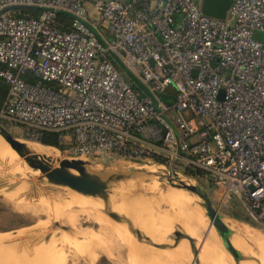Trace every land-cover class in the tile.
Returning <instances> with one entry per match:
<instances>
[{
  "label": "built area",
  "instance_id": "1",
  "mask_svg": "<svg viewBox=\"0 0 264 264\" xmlns=\"http://www.w3.org/2000/svg\"><path fill=\"white\" fill-rule=\"evenodd\" d=\"M205 1L0 0V126L200 174L264 229V0Z\"/></svg>",
  "mask_w": 264,
  "mask_h": 264
},
{
  "label": "rangeland",
  "instance_id": "2",
  "mask_svg": "<svg viewBox=\"0 0 264 264\" xmlns=\"http://www.w3.org/2000/svg\"><path fill=\"white\" fill-rule=\"evenodd\" d=\"M228 4L229 0H206L203 4V12L214 16V14L222 13ZM254 38L264 43V33L256 32ZM121 75L127 80L124 74L121 73ZM0 87L4 88L3 84L0 83ZM6 131L19 143H31V140L19 134L18 129L13 128ZM52 148L57 151L61 158L70 159L71 156L63 154L61 149ZM48 150L56 156L57 160H61L54 150ZM82 159L84 160V158ZM84 162L88 163L86 165L88 173L107 181L108 195L106 200L46 184L32 170H27L21 158L0 138V237H7L5 239H8L20 235L21 237L34 238L41 234L44 239L42 241L46 244L48 243L45 242L47 238L53 244L59 243V246L71 244L72 254L69 255L70 259L68 258L71 260L70 262L76 258H82V264H127L128 262L123 258L126 255L122 256L123 254L119 253L120 247L115 246L112 242L111 234L114 227L118 225L120 231L129 230L127 232L135 238L133 241L139 243L142 241L146 244L149 243V239L144 237L137 228L133 229V226L135 227L137 223L136 226L140 224L147 229V222L152 220V227L149 229L150 236L159 241L164 249L172 250L179 244L187 246L188 252L192 255L190 260L196 263L199 246H196V241L190 237H186L187 244L182 242L187 223L185 219L183 220V217L186 218V216L183 215L180 208H183L182 206L189 207L197 212L199 207L204 205L203 199L172 184L167 176V170L158 162L147 163L121 157L84 160ZM55 166H59V163ZM117 176L118 179L115 178ZM181 179L186 185L198 188L210 201L213 209L231 231L229 242L237 251L238 257H244L250 264H261V262L264 264V261L253 253V250L254 252L258 250L253 245L257 240L255 238L254 241L251 240L255 235L258 236L257 239L260 237L259 241L264 243V229L249 218L242 203L236 198L221 200L220 193L200 174L187 178L181 177ZM54 189H57L58 192ZM155 205H158L157 209ZM204 212L200 223L198 221L192 231V236L197 237L200 244L205 238L208 240L222 238L217 228L212 226L208 220L207 211L204 210ZM72 218L74 223L70 225L69 220ZM88 219L90 220L88 221ZM88 222L101 229V233H96L99 242L97 247H92L82 241V237L90 232ZM123 228L125 229L122 230ZM115 229L117 228L115 227ZM177 233L179 234L178 237L176 236ZM100 237H102L103 242ZM137 238H140L141 241ZM145 251L151 253L150 247H146ZM172 251L169 257H176L175 250ZM3 252L4 250L0 248V264H16V261L13 260L14 257L10 255L4 257ZM209 255L212 256L213 254L205 253L203 256L208 257ZM26 257H22V259L25 260ZM161 257L164 259L167 257V253H162ZM239 258L235 261L229 254L214 259L211 264H244L240 262ZM128 259L133 261L137 259V256L133 253L128 256ZM18 260L20 258H17V264H22L21 260L20 262ZM176 260L177 264L184 263ZM192 261L190 262L192 263Z\"/></svg>",
  "mask_w": 264,
  "mask_h": 264
},
{
  "label": "bare ground",
  "instance_id": "3",
  "mask_svg": "<svg viewBox=\"0 0 264 264\" xmlns=\"http://www.w3.org/2000/svg\"><path fill=\"white\" fill-rule=\"evenodd\" d=\"M0 138H2V140L4 141V143L18 155V153L13 148H11L9 146V144L5 141V139L1 135H0ZM30 142L31 143H24L23 142L22 144H24L26 146V148L30 152H32L33 154H36V155H39V156H45V157L49 158L50 159L49 164L52 167H53L54 164H57V163H59V165H60V163L63 160H65V159L61 158L58 155L57 151L54 148L48 147V146H45V145H42L41 143H36V142H32V141H30ZM36 145H38V146H36ZM48 149L54 150L56 152L57 156L61 160H57L56 156L52 152H50V150H48ZM21 160H22V162H23V164H24V166H25V168L27 170L28 169L29 170H32L46 184L52 185V186H55V187L66 188V189H69V190H71L73 192H77V193H80V192H78L73 185L78 184V182L80 181V178H81L82 174L84 173V171L85 170L86 171L88 170V167L87 166H85V170H84V168L82 169L78 165H69V164L68 165H65L64 166V173H65V176L70 181V183H71L72 186L71 185H69V186H63V185L57 184L55 182H51L46 177V175L44 173H41L40 170L37 167H34L35 162H34V159L33 158L32 159L30 157H28V158H21ZM75 160H82V161H84L82 158L75 159ZM56 161H57V163H55ZM54 190H56L58 192L57 189H54ZM81 194H84V193H81ZM88 196H90V195H88ZM157 204H158V202H157ZM158 205H155L156 206V209L158 208ZM21 206H23V205H21ZM182 207L183 208H180V209L182 210L183 215L186 216V218L183 217V220L185 219V221L187 223V227H186L185 234L184 235L182 234L183 235L182 236V238H183L182 239V242L187 244L186 237L193 238L196 241V246H199L198 247L199 248L198 249L199 250V253H198V256H197V261L195 260L196 263L199 262L200 264H203V263L211 264L214 259H218V258H221L222 256L229 255L230 253L226 249L225 244H224L222 238H213L211 240H208V239L205 238V240L203 241V243L200 244L199 243V239L197 237H193L192 236V231L195 229V227L197 225V222L199 221V223H200L201 219L203 218V216L205 214L203 208L202 207L201 208L199 207V211L196 212L195 209L193 210L192 208H189V207H184V206H182ZM81 210H82V208H81ZM141 210H142V208H141ZM68 213H70V212H68ZM118 213H120V212H118ZM142 215H143V212H142ZM144 215L148 216L147 214H144ZM207 218H208V220H210V218L208 217V215H207ZM89 220L90 219H88V221ZM152 222H153L152 220L147 222V224H148L147 225V229L145 228V226L140 225V224H139V226H142V227L136 226L137 223L136 224L134 223L135 224V227L133 226V229L134 228H137L144 235V237H146L147 239H149V243H146V244H144L140 240V238H137V239H139L141 241L140 243L139 242H136V241H133L135 238L134 237H131V235L128 233L129 230H124L125 228H123L122 230H124V231H120V229L118 228V225L115 226L117 229H115V227H114L113 233L111 234V239H113L112 242H114L115 246H117V247L119 246L120 247V252L119 253L121 255L123 254L122 256H125L126 255V257H123V258L128 262L127 264H177V260L176 259H178L180 261H183L184 262L183 264H189V262L192 261V260H190L192 258V255H191V253L188 252L187 246H183V244H179V245L175 246V248H173L172 250H175V253L177 254L178 257L177 256L176 257H169L170 256V252H173V251L172 250H169V249H164L161 246V244H160L159 241H157L152 236H150L149 229H151V227H152ZM54 223H56V222H54ZM69 223H70V225L74 223L73 218L69 220ZM211 225L212 226H215L214 224H212V222H211ZM59 226H63V225H59ZM40 228L42 229V227H40ZM88 228H89L90 232L88 234H85L82 237V241H84L85 243H87L88 245H90L92 247H97L99 245V242H98V240L96 238V233H98V232L101 233V229L100 228H96V226L90 224L89 222H88ZM63 229H64V227H63ZM37 233L39 234V232H37ZM42 234L44 235V233H42ZM51 234H53V233L51 232ZM230 236H229V238H230ZM254 236H253V238L251 240L254 241L256 239L257 242L255 241L254 244H253V242H251V243L254 245V248H257L258 250H255V252L253 250V253L255 255H258V257H260L264 261V243H262L261 241H259V238L260 237L257 239L258 236L257 237L256 236L254 237ZM5 238H7V237H0V248L4 250V252H3L4 253V257L7 256V255H10V256L14 257L13 260L16 261V264H17V258H20V260H21L22 257H26V256H28V257H26V259L24 258L26 260V262H25V260L22 259L23 260V262L21 260V263L22 264H82V262H83V259L82 258H76L75 260L73 259V258H75V256H77L76 254H74L75 256L73 255V258H71L74 261L70 262L71 260H68L69 255L72 254L71 247H70L71 244L70 245H65V246H59V243L53 244L52 242H50V239H48V238L45 240V242L46 241L48 242L46 244V243L43 242L44 239L42 238L41 234L40 235H36V237H34V238H28V237H24V236L21 237L20 235L14 236V237H11V238H8V239H5ZM100 240L102 241V237H100ZM236 242H238V241H236ZM146 247L147 248L150 247V249H151L150 252L151 253H146V251H145V248ZM133 253L136 254L137 259L136 260H133V261H129L128 256L132 255ZM162 253H167V257H165L163 259L161 257V254ZM205 253H211L213 255L212 256L209 255L208 257H205V256H203ZM111 257L112 258H115L114 256H111ZM194 259H195V257H194ZM20 260H18V262H20ZM239 260H240V262H242L244 264H250V263H247L248 260H246L242 256L239 258ZM30 261H31V263H30ZM88 262H90V261H88ZM86 263H87V261H86ZM196 263L194 261H192V263L190 262V264H196ZM199 263H197V264H199ZM261 264H262V262H261Z\"/></svg>",
  "mask_w": 264,
  "mask_h": 264
},
{
  "label": "water",
  "instance_id": "4",
  "mask_svg": "<svg viewBox=\"0 0 264 264\" xmlns=\"http://www.w3.org/2000/svg\"><path fill=\"white\" fill-rule=\"evenodd\" d=\"M0 135L5 139V141L9 144L11 148H13L18 155L21 158H28L34 159L35 165L34 167H37L41 173H44L46 177L51 181L55 182L57 184L63 185V186H69L71 185L68 178L65 176L64 173V166L65 165H78L82 169L85 166L88 165L87 162H84L82 160H75V159H65L63 160L59 166L53 165V167L49 164L50 159L45 156H39L36 154L31 153L24 144L19 143L16 139H14L2 126H0ZM115 178H119L118 176ZM182 179L174 180L170 179L172 181V184H175L179 186L182 189H185L187 191H190L194 194H196L199 198L204 200V210L207 211L208 217L210 218V221L212 224L215 225L217 228L219 234L224 240V244L230 255L233 257L235 261L238 259V253L237 251L232 247V245L229 242V236L231 234V231L224 225L222 222L223 220L220 218V216L217 214V212L213 209L211 203L205 195L202 194V192L194 187L189 186L183 183L181 181ZM72 186V185H71ZM76 190L80 193H84L86 195L90 196H97L102 199H107V181H104L100 179L98 176L88 173L86 170L82 174L80 181L78 184L73 185ZM113 217L115 215L112 214ZM176 236L178 237L179 234L177 233Z\"/></svg>",
  "mask_w": 264,
  "mask_h": 264
},
{
  "label": "trees",
  "instance_id": "5",
  "mask_svg": "<svg viewBox=\"0 0 264 264\" xmlns=\"http://www.w3.org/2000/svg\"><path fill=\"white\" fill-rule=\"evenodd\" d=\"M225 12H226V10H225ZM225 12H224V14H225ZM215 17H217V16H215ZM0 83L3 84L1 82V80H0ZM4 95H5V86H4V88L0 87V105H1V102H2V100L4 98ZM40 143L42 145H45V146H52V147H55V148H59V143H58V140H57V137H56L55 134H51V133L43 134Z\"/></svg>",
  "mask_w": 264,
  "mask_h": 264
},
{
  "label": "crops",
  "instance_id": "6",
  "mask_svg": "<svg viewBox=\"0 0 264 264\" xmlns=\"http://www.w3.org/2000/svg\"><path fill=\"white\" fill-rule=\"evenodd\" d=\"M227 8V7H226ZM226 8L223 10V12L222 13H217V14H214V16H217V17H222L223 16V14H224V12H225V10H226ZM203 208V207H202ZM204 209V208H203Z\"/></svg>",
  "mask_w": 264,
  "mask_h": 264
}]
</instances>
